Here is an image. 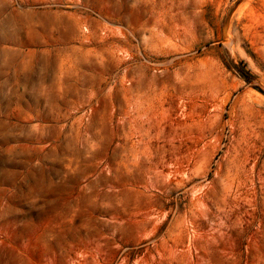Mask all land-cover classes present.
<instances>
[{
    "label": "rangeland",
    "instance_id": "rangeland-1",
    "mask_svg": "<svg viewBox=\"0 0 264 264\" xmlns=\"http://www.w3.org/2000/svg\"><path fill=\"white\" fill-rule=\"evenodd\" d=\"M0 264H264V0H0Z\"/></svg>",
    "mask_w": 264,
    "mask_h": 264
}]
</instances>
